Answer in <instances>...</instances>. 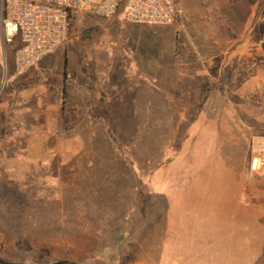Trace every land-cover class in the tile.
<instances>
[{
	"label": "rangeland",
	"instance_id": "rangeland-1",
	"mask_svg": "<svg viewBox=\"0 0 264 264\" xmlns=\"http://www.w3.org/2000/svg\"><path fill=\"white\" fill-rule=\"evenodd\" d=\"M172 2L180 19L173 25H155V38L167 44L169 35L185 39L194 32L199 41L206 35L227 40L235 32L241 35L242 47L236 48L240 56L232 59L214 56L217 65L224 61L216 75L219 84L205 77L188 84L183 103L192 104L191 111L181 114L158 106V118L151 125L156 133L149 131L147 141L136 139L139 134L117 128L118 133L113 131L117 139L111 136V149L80 148L83 125L71 98L66 105L62 146L56 144L57 132L49 139L50 148L29 146L31 141L41 139L44 130L45 90L50 87L47 92L61 93L64 80L76 76L77 60L85 59L88 65L96 61L92 51L95 47L104 60L108 50H113L112 36L105 31L102 18L81 12L71 20L64 44L42 59L38 69L31 68L21 76L14 77L17 43L0 46V158L17 155L19 163L23 157L34 158L27 171L31 174L17 183V250L9 251L10 261L3 264L57 263L63 248L66 255L76 258L75 263L65 264H135L138 260L144 264H264V212H243L238 207L264 204V194L254 201L248 189L249 179L264 172L253 162L258 143L264 142V0ZM42 61L52 64L50 72L41 67ZM120 74L113 69L110 76ZM129 80L132 87L126 95L131 98L141 82L149 85L143 84L140 92L148 91L152 100L153 96L157 98L156 92L161 94V87L151 75L131 76ZM214 91L220 96L209 99V116L208 110L197 115L194 110L200 93ZM136 104L131 110L141 114ZM169 116H174L172 121ZM192 117L194 140H189L188 146L176 147L184 134L171 132L185 126L175 127L172 123L186 119L190 125ZM190 134L187 129V136ZM170 139L174 141L168 143ZM98 151L132 162L129 173L133 168L137 172L134 162L139 158L145 180H126V172L124 175L118 171L102 182L77 178L76 161ZM154 170L156 180H146L155 178ZM241 174L246 175L243 181ZM97 187L98 194L92 198L94 206L89 207L90 197L79 194L96 193ZM75 200L81 203L77 205ZM31 203L32 225L25 220ZM31 226L33 238L25 236ZM61 234L76 243L59 244V239L64 240Z\"/></svg>",
	"mask_w": 264,
	"mask_h": 264
},
{
	"label": "crops",
	"instance_id": "crops-1",
	"mask_svg": "<svg viewBox=\"0 0 264 264\" xmlns=\"http://www.w3.org/2000/svg\"><path fill=\"white\" fill-rule=\"evenodd\" d=\"M80 14L81 13L74 15L70 19V23L71 20ZM102 25L105 26V31L112 36L114 42L113 50H108L106 59L104 60L102 59V54L100 55L101 52L95 47L92 51H94L97 56L96 61H87L89 63L88 65L85 63V59L77 60L74 63L76 76L74 79H68L67 77V79L64 80L61 85V87H63L61 93L57 94L56 90L53 93L47 92L51 89L50 87L45 90V93H47L46 98L43 99L45 117L41 123V127L44 130L42 131L40 140L31 141V143L29 141L31 144H29V146L31 148H50L52 145L49 139L55 132L59 133L56 144L57 146H62V142L65 141L64 135L66 133V130L63 128L66 126V105L69 104L68 102H70L71 98L73 99V109L77 113L79 112L76 117L81 119L79 122L83 125V128L79 131L81 132L80 135L82 139L79 142L81 144H78L80 148L106 151L111 149L113 139H117L113 135V131L115 130V132L118 133L119 129L117 128L122 129V131L124 130L126 133L139 134L141 136L135 137L136 139L147 141L148 137L146 135L152 132L153 129H151V125H154V119L158 118L156 114L158 113V106L182 112L181 114L184 112L186 113L188 110L191 111L192 104L187 105V103H183L188 94V84L191 85L193 81L199 77H205L208 81L211 80L219 84V80H216V75L222 70L224 61L222 60V64L217 65L213 62L215 60L214 56H228L232 59L236 56H240L236 48L241 49L242 47L240 40L241 35L235 34V32H233L234 34L229 36L227 40L214 39L212 35H206L205 39L199 41L196 40L198 36H194V32H190L189 36L185 39H179L178 37L174 38L173 35H169L167 40L168 43L166 44L164 39L161 41V38H155L157 29L155 26L127 23L122 20L119 14L109 19H103ZM91 53V56H93V52ZM101 64L104 66L102 67ZM40 65L43 69H48V72H50V69L53 67L52 64L46 61H42ZM34 68L38 69V65ZM113 69L119 70L121 72L120 76L112 78L110 75ZM150 75L156 79L155 84L158 85L159 88L161 87V94L160 92H156L157 98L153 96L154 98L152 100V96L148 91L140 92L143 84L146 86L149 85L143 82L140 84L137 83V88H135V94L140 92L138 96L135 97L134 94L131 98L129 94L128 96L126 95L131 92L132 87L129 77L149 78ZM133 85H135V83H133ZM147 88L148 87H146V89ZM197 90L199 91L200 89ZM105 92L110 93V95L108 96ZM211 96L217 98L220 94L216 91L200 93L195 110L193 107L197 115H200V112L202 114V111L205 112V110H208L206 116H209L211 111L209 99H211ZM62 102L65 103L61 104ZM132 102L133 104H131ZM135 103H137L136 105L138 106L139 112L141 111V114L135 115V110H131V106ZM176 116L178 117V115ZM171 117L174 116H169L168 119L170 121H172ZM192 118L190 119V125L186 119L185 121L180 122L177 120V122L175 121L172 123L175 127L185 126L182 130L178 128L179 130L176 129V131L171 132L173 134L174 132L178 133L181 131L184 134L177 140L178 144L176 147L180 146L182 148L188 146L189 140H194L192 128L194 118ZM183 123L185 124L182 125ZM187 129L191 133L188 136ZM74 132L77 134L76 129H74ZM158 132L160 131H157V133ZM162 132L164 133L165 130ZM153 133H156L155 130H153L152 134ZM172 134L170 138H172ZM171 141L173 142L174 139H170L168 143H171ZM75 143L77 144L78 141ZM14 145L16 146V144ZM29 146L28 148H30ZM33 159L32 157L26 156L21 158L22 161L19 163L17 155L0 158L1 264L10 261L8 257L9 251L12 249L17 250L16 245L19 238L18 216L15 208L18 194L17 183L19 180H23L24 176L26 177L28 174H31L27 171L29 166L31 167V164L34 163ZM135 161L134 165L137 166V172H135L133 168V173H129L131 172L129 166L132 162L126 161L123 156H103L102 152L98 151L97 154L95 153L87 158H81L79 161L77 160L74 173L77 178L81 177V179H89L96 182L108 180L109 178L107 175L114 171H118L122 174L126 172V175L124 174V179L126 180H145V178L141 177V175L144 174V172H142L144 169H142L140 165L142 161L139 158ZM19 165L22 166L20 170ZM156 174L157 172L154 173L155 178H146V180H156ZM240 177V180L243 181L246 175L241 174ZM252 177H255V179ZM252 177L249 179L251 183L248 189L250 199L255 201L260 195L264 194V187H261L264 186V172L255 173ZM239 187V192L241 194L242 185H239ZM78 191L81 190H76L75 192ZM85 191L88 193L86 189ZM97 191L98 187L96 193L92 191L89 192L88 195L83 193L79 195H81L80 197H90L91 205L89 207H91L94 206L93 199L97 196ZM77 202V205H79V202L81 203L80 200ZM82 202L84 201L82 200ZM32 206L33 204L31 203V205L26 208L25 216V220L28 221L29 219L31 225L33 222ZM238 207L243 209V212H264V204H243ZM33 235V228L31 226V230L25 234V236L33 238ZM60 237L64 240L59 239L58 242L63 246L76 243L74 239L67 240L62 234ZM64 250L66 249L63 248V252L59 251L57 262L75 263L76 258L72 255H66ZM142 262L143 261L138 260L135 264H144Z\"/></svg>",
	"mask_w": 264,
	"mask_h": 264
},
{
	"label": "built area",
	"instance_id": "built-area-1",
	"mask_svg": "<svg viewBox=\"0 0 264 264\" xmlns=\"http://www.w3.org/2000/svg\"><path fill=\"white\" fill-rule=\"evenodd\" d=\"M84 11L102 19L119 14L137 25L168 26L180 19L172 0H0V46L17 43L14 77L63 45L70 19ZM253 159L264 170V142L258 143Z\"/></svg>",
	"mask_w": 264,
	"mask_h": 264
},
{
	"label": "trees",
	"instance_id": "trees-1",
	"mask_svg": "<svg viewBox=\"0 0 264 264\" xmlns=\"http://www.w3.org/2000/svg\"><path fill=\"white\" fill-rule=\"evenodd\" d=\"M62 263H65V262H57V263H53V264H62Z\"/></svg>",
	"mask_w": 264,
	"mask_h": 264
}]
</instances>
